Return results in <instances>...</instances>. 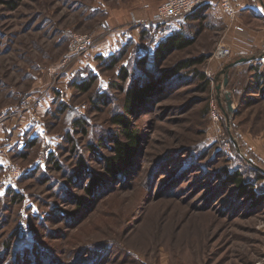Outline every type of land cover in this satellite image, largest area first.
Segmentation results:
<instances>
[{
  "label": "rangeland",
  "instance_id": "374dc122",
  "mask_svg": "<svg viewBox=\"0 0 264 264\" xmlns=\"http://www.w3.org/2000/svg\"><path fill=\"white\" fill-rule=\"evenodd\" d=\"M161 1L0 0V179L19 168L0 184V264H264V181L253 183L262 194L251 200L225 175L231 169L251 184V167L264 171V56L214 58L226 34L209 13L191 28L193 44L164 60L142 65L155 37L142 32L137 42L133 29L114 67L91 54L71 57L72 32L108 47L103 20L122 32L145 4L153 14ZM188 60L129 115L141 133L133 166L116 180L105 176L89 197V173L75 171L83 160L103 174V158L114 154L122 66L149 75ZM93 74L88 91L74 84ZM39 96L37 120L23 109Z\"/></svg>",
  "mask_w": 264,
  "mask_h": 264
},
{
  "label": "trees",
  "instance_id": "16d2710c",
  "mask_svg": "<svg viewBox=\"0 0 264 264\" xmlns=\"http://www.w3.org/2000/svg\"><path fill=\"white\" fill-rule=\"evenodd\" d=\"M207 6L208 5L200 8L197 12L188 16V18L196 15V13L199 14V12L201 11L203 12ZM204 17L205 16H202L201 18ZM146 31H147L146 29L143 30L144 37H146ZM191 38L192 37H190L188 34H186L183 31H176L167 38L161 40L153 56L146 55V57H144L143 60L141 59L140 63L142 65L147 64L149 57H153L155 61L164 60L172 51L177 49H184L192 45L193 40ZM121 53H116L107 58H103V57H99V58L102 63L103 61L110 62V66L114 67L118 63V61H120ZM190 61L188 60L183 62L182 66L178 69L163 70L158 74L153 73L149 75L146 74L147 71L134 74L131 71V69H129L127 66L125 65L122 66L121 70L119 71L117 79L127 84L125 86H123L122 84L119 85L115 84V85L116 87H118L119 90L125 93V104H124L125 113H117L113 118L114 123L117 124L119 127L118 134L113 135L114 154L105 156L103 158L104 175L101 173H95L93 175V172L90 169H88L86 161L83 160H80V165L75 171L76 175L80 173L78 175L79 177L81 175V172L85 174L89 173L90 178L84 187V190L89 197H91L94 194V191H96L97 188L103 184L105 176L109 177L112 180H116L125 171H127L128 168H131L133 166V158L135 157L139 148V143L141 141V133L137 125L131 121L129 115L136 114L137 107L145 104L146 99L148 97L152 96V94L157 91H161L164 86L168 85V83L171 82V80L178 74L179 69H183L190 66L191 65ZM242 62L245 63L244 61ZM142 70H144V68H142ZM97 79L98 76L93 74L92 76H90L89 79H84L79 82L76 80V83L74 84L81 91H88L93 86L95 81H97ZM98 98L103 100V103H107L106 100L109 99V95L107 94V92H103V93L101 92ZM64 108L65 105L63 108H61V111ZM82 122L84 121L75 120V124H77V126L82 125L83 124ZM37 142H38L37 139H32L29 141L27 146L35 145L37 144ZM22 153L24 154V152ZM22 153L20 152V154ZM52 153L53 152H51V154ZM50 159H53V156ZM55 167L56 168L60 167L58 161L55 162ZM251 168L252 171L256 173L255 180H249V181H253L251 182L252 185L250 183L249 184L246 183L240 174L232 173L231 169H229L228 171L226 170L225 175L226 177H228V181H230V183H232L239 189V194L241 196H246L251 200H258V198H260V195L262 194V188L256 191L254 189L253 183H255L257 179L264 181V171L255 165H253ZM76 178L75 180H77ZM16 194H14V196ZM15 197H13V199H15ZM85 200L86 199H84L83 196H76V201L80 205H84V203L86 202ZM45 261L46 263L47 262L50 263L49 258ZM24 264H30V261L27 259Z\"/></svg>",
  "mask_w": 264,
  "mask_h": 264
},
{
  "label": "crops",
  "instance_id": "0c3cea01",
  "mask_svg": "<svg viewBox=\"0 0 264 264\" xmlns=\"http://www.w3.org/2000/svg\"><path fill=\"white\" fill-rule=\"evenodd\" d=\"M163 1L164 0H162L161 3ZM232 3L236 13L235 21H232L228 11L225 10L223 5L220 3V0H212L211 4H209L203 12L201 11L199 12V14L196 13V15L191 16L181 22H175L174 24L159 27L148 26L147 24H145V22L149 21L153 17L160 4L153 14L149 12L151 11L150 5L145 4L142 8L143 11H145L144 15H142L143 17L141 15L138 16L137 14H134V17L132 18L134 20L132 26L124 27L125 30H122L124 34L117 31L109 33L107 35L108 40L106 41L108 43V47H101L95 42L93 48L84 56H82V60L85 56L90 54L96 61H98L99 57L115 54L117 50L121 49L127 44V38L130 39L132 37V35H130L131 32H133L134 35L137 36V42L142 40V32L144 29L147 30L146 34L148 30H150L149 33H151L155 37L154 42H152L151 44L153 45L151 56H153L161 40L167 38L176 31H183L191 36L190 34L192 32L190 30L195 25V22L200 21L202 19V16H206L209 13H212V15H214L219 22L222 21L221 23L225 26L226 34L223 38L222 43L228 45L232 49L236 58L249 57L248 59H250L251 57L255 56H264L262 53H260L264 52V11L261 10L264 9V0H232ZM236 25L243 26L245 30L240 31L236 29ZM126 31L130 33H125ZM124 37L127 39L126 41L123 40ZM109 49L113 50L106 53L105 50ZM86 65L91 66L93 69L95 68V66H92L90 63H86L85 66ZM83 67L81 66L80 68ZM51 96L52 93L47 97V101H50ZM54 99L55 96H53V100ZM45 103L43 104V107ZM0 164L4 165L5 163L0 161Z\"/></svg>",
  "mask_w": 264,
  "mask_h": 264
},
{
  "label": "built area",
  "instance_id": "2783aa9c",
  "mask_svg": "<svg viewBox=\"0 0 264 264\" xmlns=\"http://www.w3.org/2000/svg\"><path fill=\"white\" fill-rule=\"evenodd\" d=\"M211 2L212 0H164L159 5L158 10L153 15V17L149 21H146L145 24H147L148 26L159 27L174 24L175 22H181L183 20H186L188 16L197 12L200 8L211 4ZM220 3L223 5L225 10L228 11L232 21H235L236 13L233 7L232 0H220ZM100 25L102 32L105 33H110L114 29V26L108 19L103 20ZM236 29L240 31L245 30V28L241 25H236ZM71 38V57L82 56L88 53L95 45L94 36L88 33L74 31L72 32ZM232 55V49L224 43H221L213 53V57L219 60L230 58ZM42 98L43 96H39L36 99H33V97H29L23 109L24 111L28 110V112L34 115L37 120L41 119V117L37 115V113H35L37 110V103L40 102ZM1 119L2 117L0 116V120ZM18 171V167L14 169L12 168L9 171L5 170L4 175L0 179V184H5L7 182L13 181L18 176Z\"/></svg>",
  "mask_w": 264,
  "mask_h": 264
},
{
  "label": "water",
  "instance_id": "95a60500",
  "mask_svg": "<svg viewBox=\"0 0 264 264\" xmlns=\"http://www.w3.org/2000/svg\"><path fill=\"white\" fill-rule=\"evenodd\" d=\"M245 58H242L241 60H244ZM241 60H238L237 62H240Z\"/></svg>",
  "mask_w": 264,
  "mask_h": 264
},
{
  "label": "snow or ice",
  "instance_id": "6c2138e0",
  "mask_svg": "<svg viewBox=\"0 0 264 264\" xmlns=\"http://www.w3.org/2000/svg\"><path fill=\"white\" fill-rule=\"evenodd\" d=\"M262 11H264V9H261Z\"/></svg>",
  "mask_w": 264,
  "mask_h": 264
}]
</instances>
